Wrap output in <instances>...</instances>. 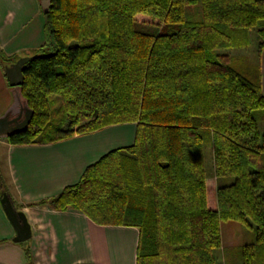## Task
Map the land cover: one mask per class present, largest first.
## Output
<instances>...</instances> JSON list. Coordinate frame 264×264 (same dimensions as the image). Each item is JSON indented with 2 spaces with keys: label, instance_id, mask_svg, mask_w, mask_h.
Segmentation results:
<instances>
[{
  "label": "trees",
  "instance_id": "trees-1",
  "mask_svg": "<svg viewBox=\"0 0 264 264\" xmlns=\"http://www.w3.org/2000/svg\"><path fill=\"white\" fill-rule=\"evenodd\" d=\"M43 16L44 41L22 66L33 115L5 140L134 125L130 144L89 164L50 205L137 228L136 264H214L223 221L253 227L263 247L260 67L254 81L230 50L256 42L260 62L264 0H50ZM10 63L0 54L4 77ZM255 244L242 246V264H256ZM24 258L32 264L28 250Z\"/></svg>",
  "mask_w": 264,
  "mask_h": 264
},
{
  "label": "crops",
  "instance_id": "crops-1",
  "mask_svg": "<svg viewBox=\"0 0 264 264\" xmlns=\"http://www.w3.org/2000/svg\"><path fill=\"white\" fill-rule=\"evenodd\" d=\"M43 14L40 0H0V54L19 58L33 53L44 41ZM2 75L0 112L12 102V89ZM260 83L264 95V47ZM133 137V124H119L48 143L13 144L0 138V191L31 227L29 239L13 242L14 229L0 206V264H24L25 250L32 264H136L137 228L99 225L78 209L58 210L49 203L75 184L89 164Z\"/></svg>",
  "mask_w": 264,
  "mask_h": 264
},
{
  "label": "water",
  "instance_id": "water-1",
  "mask_svg": "<svg viewBox=\"0 0 264 264\" xmlns=\"http://www.w3.org/2000/svg\"><path fill=\"white\" fill-rule=\"evenodd\" d=\"M41 11L46 13L50 7V0H40ZM30 59V56H21L14 62L4 66V74L7 84L12 89V102L0 114V138H7L15 133L23 132L33 115L27 102L21 97L20 86L23 83L22 66ZM0 206L14 229L13 242H22L31 236V227L23 211L17 209L9 195L0 191Z\"/></svg>",
  "mask_w": 264,
  "mask_h": 264
},
{
  "label": "rangeland",
  "instance_id": "rangeland-1",
  "mask_svg": "<svg viewBox=\"0 0 264 264\" xmlns=\"http://www.w3.org/2000/svg\"><path fill=\"white\" fill-rule=\"evenodd\" d=\"M197 15V12L192 11L190 17L195 18L197 17ZM255 43H250V45L244 49L237 48L230 50L232 58L231 63L237 68H242L244 73H247V75L254 81L258 77V69L260 67V62L256 54ZM2 55L9 63L16 58L13 55ZM0 73L1 75L3 74L2 70L0 71ZM2 77L3 79L5 78L3 75ZM58 108L59 101L56 98L51 99V109L53 111V116L55 117H57V115L59 114ZM4 110H2L0 114L3 113ZM251 243L255 244V230L253 227L249 228L238 222L223 221L221 224V247L216 249L214 252V264H242L241 248L242 246ZM259 246L261 245L255 244L254 247L255 263L264 264V248L262 246Z\"/></svg>",
  "mask_w": 264,
  "mask_h": 264
}]
</instances>
